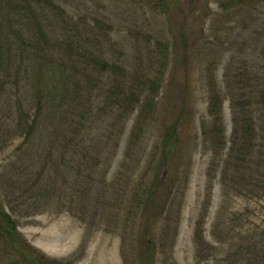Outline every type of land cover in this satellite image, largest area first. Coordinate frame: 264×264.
I'll return each mask as SVG.
<instances>
[{
  "label": "rangeland",
  "instance_id": "obj_1",
  "mask_svg": "<svg viewBox=\"0 0 264 264\" xmlns=\"http://www.w3.org/2000/svg\"><path fill=\"white\" fill-rule=\"evenodd\" d=\"M22 1L37 19L44 10L51 26L40 42L33 15L18 16L26 40L22 53L16 49L20 68L0 92V200L31 259L221 264L242 234L264 240V180L223 177L232 134L224 88L245 69L264 84V8L224 9V0H52L63 20L48 0ZM100 55L108 67L92 62ZM149 80L159 87L151 90ZM122 82L124 90L142 87L143 96L121 118L109 93ZM213 86L223 88L229 141L219 154L203 135ZM48 88L54 101L37 114ZM30 123L36 128L27 138ZM159 179L155 208L139 210L135 190ZM33 182L52 189L29 197L24 190ZM198 225L200 242L214 246L201 254ZM17 261L0 253V264Z\"/></svg>",
  "mask_w": 264,
  "mask_h": 264
},
{
  "label": "trees",
  "instance_id": "obj_2",
  "mask_svg": "<svg viewBox=\"0 0 264 264\" xmlns=\"http://www.w3.org/2000/svg\"><path fill=\"white\" fill-rule=\"evenodd\" d=\"M221 3L224 9H234L237 7H246L250 12L255 14V10L259 7L264 8V0H224ZM6 7L0 2V92L3 91L8 81L13 77L17 76L20 67H16L18 60L17 57L20 54L17 53V45L19 49L25 45V37L23 31L18 28L19 17L21 14L33 15L35 30L37 38L46 40L48 35L45 26H51L48 22L49 18L44 10H40L41 18H36L38 15L37 10L32 4L27 1H22L23 4H17L16 0H5ZM27 2V9L21 10ZM52 6L53 12L60 19L64 20L63 11L55 6V2L48 0ZM37 13V14H36ZM251 13V14H252ZM19 14V15H17ZM79 26V25H76ZM52 32V31H50ZM49 36V35H48ZM48 40V38H47ZM67 47L72 49V44L68 43ZM23 50L21 49V53ZM264 57V54H263ZM92 62L100 68L108 67L106 60L100 56L92 58ZM231 64V63H230ZM248 69L244 72L238 73V82L230 84V81L225 85L224 95L230 101V111L232 120V134L230 137V146L228 150L223 154L225 156L226 167L224 169V179L234 177L237 181L240 177L248 179V176L253 177L252 182H255L257 178L264 180V84L261 85V80H256L252 74L248 75ZM86 75V73H84ZM87 76V75H86ZM246 79V81H245ZM254 81V83H253ZM250 82V83H249ZM151 90H156L159 84L149 80L148 82ZM125 83L115 84L113 88H116L115 94L112 92L109 95L114 96L112 98L113 110H120L119 116L126 117L129 113H132L134 109H137L142 100L143 91L142 87H129L128 90H124L123 86ZM112 88V89H113ZM46 93V99L42 94L39 95L37 114L40 113L43 106L53 102L55 92L48 88ZM223 88L212 87V95L209 102L208 114L209 124L204 126L203 135L206 140L214 147L213 153H221L227 148L228 140L226 135V126L224 122V96L222 95ZM155 94L146 95L145 106H152L150 103L154 98ZM63 99V97H62ZM36 123V122H35ZM31 124L27 129V138L34 132L36 124ZM76 146L78 144H75ZM70 141L64 144L62 147L61 159L64 160L65 153L69 149ZM71 150V149H70ZM252 166H255L258 172V177L253 174ZM232 167V169H230ZM231 173V175H229ZM255 178V180H254ZM156 179V178H155ZM161 179L155 181L151 189L146 188L144 191L142 188H137L135 193L131 197V201L137 203L138 209L143 212H151L155 208V194L157 192V184ZM254 180V181H253ZM161 183V182H160ZM255 184H252V187ZM46 188L43 192L51 191V186L46 184L39 189L36 183H30L25 187L24 192H30L29 197L36 196V193H43L42 189ZM260 188V187H259ZM39 189V190H38ZM256 188L250 190L252 193ZM141 190L144 193L141 195ZM21 195L18 196V199ZM130 200V199H129ZM202 225H198L195 232V243L198 245V254L210 251L214 246L207 244V248L204 243L200 242L202 239ZM255 235L248 234L244 236L242 234L241 241L236 242L231 252H229L226 261L221 264H264V240H257ZM144 236L145 244L148 248L152 249L155 246V242L152 239H147ZM264 239V233L261 235ZM167 238L166 234L162 235V246L163 241ZM234 245V243H233ZM236 247V250H235ZM157 248V241H156ZM31 249L30 244L24 238V236L18 230V224L16 220L8 213L0 200V253L5 252L8 259L13 257L18 258L16 264H65L57 260H53L46 257L44 254H37V259H31L28 255L32 254L29 252ZM156 249L154 250V254ZM154 256V255H153ZM15 264V263H12Z\"/></svg>",
  "mask_w": 264,
  "mask_h": 264
}]
</instances>
